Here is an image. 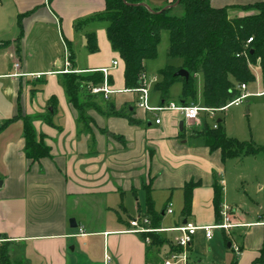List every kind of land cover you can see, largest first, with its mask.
I'll return each instance as SVG.
<instances>
[{
  "label": "crops",
  "instance_id": "1",
  "mask_svg": "<svg viewBox=\"0 0 264 264\" xmlns=\"http://www.w3.org/2000/svg\"><path fill=\"white\" fill-rule=\"evenodd\" d=\"M259 1L210 0L216 7L230 6L232 17L249 13L234 9ZM143 2L150 8L172 7V13L184 9L180 0ZM105 9L106 0H0V254L4 249L10 264H106L107 255L109 264H150L145 236L128 231L131 219L147 216L148 194L162 217L160 227L211 226L222 220L216 206L219 186L220 210L229 205L238 225L215 229L211 239L199 230L189 264H264L259 261L264 253V153L224 159L220 149L205 143L201 132L209 123L201 117L196 127L179 112L140 108L138 92L126 88L125 63L109 41L108 23L75 27ZM93 33L96 52L88 50L87 36ZM70 46L73 69L93 74L110 68L109 82L117 90L109 100L94 99L98 108L88 110L93 120L88 128L79 122L62 83ZM114 60L119 61L116 67ZM255 75L247 98L262 99L253 103L262 112H256L249 131L231 134L226 121H218L229 137L264 145V87L261 71ZM148 79L150 104L171 102V96L164 100L155 88L160 81ZM199 80L204 91L201 74L197 88ZM18 114L30 117L49 156H27L26 124ZM179 235L161 233L167 242L151 248L152 256L163 262Z\"/></svg>",
  "mask_w": 264,
  "mask_h": 264
},
{
  "label": "trees",
  "instance_id": "2",
  "mask_svg": "<svg viewBox=\"0 0 264 264\" xmlns=\"http://www.w3.org/2000/svg\"><path fill=\"white\" fill-rule=\"evenodd\" d=\"M180 3L184 6L182 15L173 14L172 7L150 8L143 0H106L104 12L80 20L75 27L81 29L96 20L108 23V38L125 63V85L130 90L143 85L142 76L146 74L148 62L158 56L163 31H167L169 36L168 56L183 60L180 67L167 65L160 70L162 81L155 88L161 92L164 100L169 98L171 86L180 81L183 84L181 104L196 103L197 75L201 74L204 79V107L222 108L242 95V84L256 81L251 66L260 68L264 87V0L239 7L244 12H257L233 17L230 6L216 7L210 0H180ZM87 38L88 50L96 52V35L89 34ZM249 38H253L250 43ZM69 48L73 67L74 55L71 46ZM182 68L189 72L188 78L175 75ZM103 79L104 74L99 71L93 74H62L69 101L78 111L79 122L84 128H88L93 121L88 110L98 108L94 99L99 95L93 94L91 87L101 84ZM17 117L22 115L18 114ZM22 118L26 124L27 156L35 160L49 156L50 148L43 138L37 139L30 117ZM129 120L136 122L130 116ZM201 133L212 150L222 151L224 159L264 153V145L229 137L222 120L218 121L217 128L205 124ZM193 187L194 184L190 183L185 188L186 213L191 206ZM221 200L222 189L216 186L219 220ZM153 206L154 202L148 194L147 216L153 227H160L162 217L154 211ZM149 236L151 248L161 247L167 242L159 234L150 233ZM151 248L148 249V261L150 264H161L160 258L152 256ZM259 261L264 263V253ZM0 264H10L4 249L0 254Z\"/></svg>",
  "mask_w": 264,
  "mask_h": 264
},
{
  "label": "built area",
  "instance_id": "3",
  "mask_svg": "<svg viewBox=\"0 0 264 264\" xmlns=\"http://www.w3.org/2000/svg\"><path fill=\"white\" fill-rule=\"evenodd\" d=\"M253 38H249L248 43L252 42ZM65 68L61 70L62 73L67 72H75L79 73L77 70L72 68L71 65V52L69 49H66L65 52ZM119 64L118 60H114L112 66L116 67ZM18 67L19 64H16ZM104 74V80L99 85H93L91 87V92L93 94L101 95L105 100H109L112 94L116 93L111 83L109 82V74L110 68H102L100 70ZM39 76V75H38ZM143 85L137 89H135L139 96L137 104L140 108H143L148 111H175L179 112L183 115L186 123L188 125L199 127L201 126V119L200 113L202 111H207L214 115L215 112L224 110L225 108L229 107L230 105H239L242 103L244 99H246L249 94L246 92L247 85L242 84V95L235 99L234 101L230 102L226 106L218 109L214 108H207L202 107L196 103L190 104H177L175 102H168L166 104L160 105L158 107H153L150 104V87L148 84V76L144 74L143 76ZM160 119H157V123H160ZM214 128L218 127V122L213 125ZM172 208L168 209V212H172ZM221 221L215 225L211 226H197L191 222H186L185 224L179 225L174 228H162V227H153L152 221L149 216H136L135 218L131 219L130 226L131 228L128 230L129 232H133L140 235H145V241L147 244H151V237L149 236L150 233L161 234L165 231H177L179 232V236L176 239L175 249L172 250L163 260L161 264H189L190 262V247L193 243L194 237L199 230L205 231L207 238L211 239L213 237V231L215 229H225L229 230L238 224L233 222V212L232 208L227 205L223 204L220 210ZM110 257L106 256V264H109Z\"/></svg>",
  "mask_w": 264,
  "mask_h": 264
},
{
  "label": "rangeland",
  "instance_id": "4",
  "mask_svg": "<svg viewBox=\"0 0 264 264\" xmlns=\"http://www.w3.org/2000/svg\"><path fill=\"white\" fill-rule=\"evenodd\" d=\"M183 7L175 9L173 14L177 15H182L183 14ZM232 10V9H231ZM240 11L241 13L244 12L242 10H237ZM255 12L256 10H252ZM233 12V11H232ZM230 11V14H232ZM250 13V12H249ZM168 48H169V37H168V32L163 31L162 32V39L158 47V56L154 60H150L148 62V73L150 78L156 77L157 81H162V76L160 74V70L164 68L167 65H174L177 66L179 64H183V60L181 58H171L168 56ZM253 68V71L255 74H257L258 77H260V71L256 69L255 66H251ZM203 82V81H202ZM200 82L198 83V88H197V95H196V100L198 101V105L204 107V101H203V83ZM155 84V83H154ZM154 84L152 87V90H154ZM256 83L252 85L249 89V91H252L255 89ZM181 89H182V83L180 81L175 82L169 91V96L170 100L173 102H176L177 104H180V97L179 95L181 94ZM257 100V101H256ZM262 99H258L257 97H249L246 98L242 101L240 105H232L227 110H220L216 112L214 115L205 111H202L200 113V117L204 120V122H208L209 125H213L215 122H217L219 119H223L226 121V128L227 132L234 134L238 133L240 128H244L249 131V125L250 121H253L255 119H258L256 112L261 113L262 112V106L261 105H256L253 104L254 102H258ZM250 106L251 110L253 113L250 114ZM224 125V124H223ZM197 131V130H196Z\"/></svg>",
  "mask_w": 264,
  "mask_h": 264
},
{
  "label": "water",
  "instance_id": "5",
  "mask_svg": "<svg viewBox=\"0 0 264 264\" xmlns=\"http://www.w3.org/2000/svg\"><path fill=\"white\" fill-rule=\"evenodd\" d=\"M175 75L188 78L189 72L186 69L182 68V69L178 70Z\"/></svg>",
  "mask_w": 264,
  "mask_h": 264
}]
</instances>
